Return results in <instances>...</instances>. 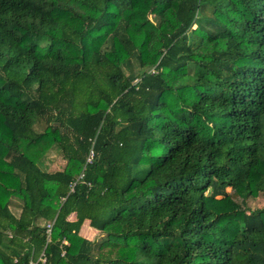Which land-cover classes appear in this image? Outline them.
<instances>
[{"label":"trees","instance_id":"16d2710c","mask_svg":"<svg viewBox=\"0 0 264 264\" xmlns=\"http://www.w3.org/2000/svg\"><path fill=\"white\" fill-rule=\"evenodd\" d=\"M260 194L264 0H0V264H264Z\"/></svg>","mask_w":264,"mask_h":264},{"label":"rangeland","instance_id":"374dc122","mask_svg":"<svg viewBox=\"0 0 264 264\" xmlns=\"http://www.w3.org/2000/svg\"><path fill=\"white\" fill-rule=\"evenodd\" d=\"M150 19H153V17L150 16ZM133 64L135 66L134 69L136 71L137 70L136 64L135 63ZM44 127H45V124L37 123L35 126V130L37 132H41L43 131ZM66 164H67V161L63 158L61 152H59L58 150H52L45 156V158H43L41 168L48 172H56V171L63 170ZM228 192L232 194V191L229 189H228ZM234 200L241 206L242 209H245L248 211H253L256 209L264 208V194H260L256 198L249 197L244 201V203H242V200L238 197H234ZM21 205L22 204L20 200L16 198L12 199L10 209L12 213L17 217L20 214ZM88 237H91V236H88ZM92 238H93V241H95L96 243H100L104 240V237L100 233H98L95 237H92Z\"/></svg>","mask_w":264,"mask_h":264},{"label":"crops","instance_id":"0c3cea01","mask_svg":"<svg viewBox=\"0 0 264 264\" xmlns=\"http://www.w3.org/2000/svg\"><path fill=\"white\" fill-rule=\"evenodd\" d=\"M71 219H75V215H72L71 216ZM99 232L92 229L90 226H89V221H85L82 228H81V231H80V235L86 239H89V240H93L92 237H95ZM88 236H91V237H88Z\"/></svg>","mask_w":264,"mask_h":264},{"label":"built area","instance_id":"2783aa9c","mask_svg":"<svg viewBox=\"0 0 264 264\" xmlns=\"http://www.w3.org/2000/svg\"><path fill=\"white\" fill-rule=\"evenodd\" d=\"M94 158V153L91 151L89 156L87 157V160H86V164H90L92 163V160ZM83 177H84V174L82 173L78 178H77V182L78 181H82L83 180ZM76 183H73L71 185V192L73 191L74 189V186H75ZM51 229H52V223H49L47 224V234L50 236V233H51ZM40 260L42 261V263H45V259L43 257L40 258ZM30 264H33V263H30Z\"/></svg>","mask_w":264,"mask_h":264}]
</instances>
